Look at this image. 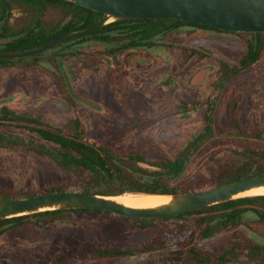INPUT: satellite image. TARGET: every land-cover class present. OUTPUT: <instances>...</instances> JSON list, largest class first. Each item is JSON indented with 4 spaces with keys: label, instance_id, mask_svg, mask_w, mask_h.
<instances>
[{
    "label": "rangeland",
    "instance_id": "rangeland-1",
    "mask_svg": "<svg viewBox=\"0 0 264 264\" xmlns=\"http://www.w3.org/2000/svg\"><path fill=\"white\" fill-rule=\"evenodd\" d=\"M84 13L71 0L41 6L29 0H0V44L26 32L46 34L56 23H77ZM249 39L247 32L185 27L144 42L151 60L145 67L131 68L124 67L130 46L125 39L58 46L40 60L26 57L21 59L24 65L0 67V106L41 116L68 134L75 132L78 120L85 139L122 154L144 155L145 162L134 164L150 172L166 158L180 156L204 130V106L195 109L193 104L220 94L216 128L223 134L205 142L195 154L177 192L212 188L235 171L259 169L255 161L264 168V159L250 154L264 153V54L230 79L218 63L237 66ZM65 73L74 91L96 102L98 110L73 99ZM185 108L187 113L182 114ZM3 129L19 131L14 126ZM89 182L88 172L69 168L52 156L21 145L0 146V198L46 194L57 188L82 190ZM122 216L91 211L71 213L66 222L57 219L43 227L30 222L12 227L0 235V264H184L193 257L187 243L198 231L195 215L152 220ZM247 225L203 240L199 253L216 259L229 252V257L235 256L230 264H251L253 237L264 236V221L252 217ZM161 245L177 250H159L141 263L95 251L138 253Z\"/></svg>",
    "mask_w": 264,
    "mask_h": 264
},
{
    "label": "trees",
    "instance_id": "trees-1",
    "mask_svg": "<svg viewBox=\"0 0 264 264\" xmlns=\"http://www.w3.org/2000/svg\"><path fill=\"white\" fill-rule=\"evenodd\" d=\"M29 1L41 6L43 2H57L59 0ZM82 8L85 10V13L79 22L56 23L46 34L26 32L19 37H10L8 39L9 41L0 44V50L33 47L60 34L90 26L103 16L101 12L84 7ZM186 26L225 33H239L237 31L218 29L194 20L171 17L116 20L103 25L89 34L60 42L40 53L20 57H0V67H14L18 64H22L25 60L21 59L26 57H29L28 59L32 60H40L45 52L58 46L69 44L71 46L76 42L81 43L90 39H96L106 43H111L113 41L120 42V40L125 39L133 45H142L150 39L163 37L167 33L174 32ZM247 34L250 35V39L247 43V50L245 55L239 60L237 66H230L229 63H225L222 60L218 61L220 69L224 72L225 76H227V79H230L234 74L239 73L249 68L252 64L260 61L264 54V32H247ZM193 52L194 54H198L197 51ZM68 84H72L70 79ZM219 98L220 94L217 95V97H209L205 103H201L195 107L196 109L204 106L205 126L199 137H196L192 141L190 147H188L180 156L166 158L164 161H161L159 165L160 168L150 172L143 167L134 164L136 162H145L146 159L144 155L136 152L122 154L104 143L102 144L85 139L83 137V129L78 120L74 121L75 132L68 134L63 128L46 122L41 116L27 112L21 113L14 111L7 105L0 106V146L2 144L21 145L39 154L52 156L55 159L60 160L63 165L68 166L69 168L76 167L85 170L89 174L90 182L82 188L83 191L113 195H123L126 192L175 193L178 191L179 181L185 177L190 167V162L194 159L195 154L203 147L205 142L211 140L216 135L221 136V134H223V131L216 128V115ZM183 105L186 106V103H183ZM187 110L188 109L185 108L182 114L187 113ZM5 126H14L19 131H6L3 129ZM50 144L57 146L59 149L50 147ZM69 150L72 152H69ZM250 154L264 159V153L261 154L251 150ZM254 167H259V169H256L253 172H244L241 170L235 171L228 176L221 178L217 185L264 175V168L261 167L258 161H255ZM53 191H61V189L57 188L49 190L47 193ZM34 195L36 194H31L29 196ZM1 198L10 197L2 196ZM245 203H256L261 207H237L238 205ZM91 211L111 212L109 210L97 208H68L10 217L0 220V235L5 234L6 231L12 227L23 226L29 222L38 227H43L46 222L55 221L57 219L66 222L65 216L68 214H79ZM194 215L196 216L195 220L196 225L198 226V231L190 237L187 243V249L191 252L193 257L190 261H187L184 264H230L234 262L235 256L229 257V255L232 256V254L224 252L220 256H217L216 259H212L209 255H202L199 253L198 249L200 243L203 240L205 241L214 238L217 236L218 232L228 233L231 228L232 230L233 228L238 230L245 226L248 227V218L254 217L257 220L264 221V195L239 197L179 214L177 216L164 217L162 219L186 218L187 216ZM127 217L141 220L154 219L150 217ZM142 228H146L145 224L142 225ZM253 239L254 244L251 248V264H264V236L255 234ZM163 249L172 251V253L177 250L174 248L171 249L166 245H161L157 248L148 246L138 251V253L133 252L130 249L110 250L96 248L95 251L103 257L128 258V260L141 263L147 261L152 255H155L156 252Z\"/></svg>",
    "mask_w": 264,
    "mask_h": 264
},
{
    "label": "water",
    "instance_id": "water-1",
    "mask_svg": "<svg viewBox=\"0 0 264 264\" xmlns=\"http://www.w3.org/2000/svg\"><path fill=\"white\" fill-rule=\"evenodd\" d=\"M101 12L94 24L60 34L25 49L0 50V57H20L43 52L67 39L89 34L116 20L171 17L194 20L222 30L264 32V0H71ZM78 99V96L74 94ZM97 106V103H93ZM264 187V175L245 178L203 190L143 193L163 197L158 203L130 205L116 197L83 190L55 191L36 196L0 199V220L25 214L68 208H97L130 217L164 218L233 200L251 189ZM138 194L136 192H132ZM142 194V193H140ZM264 195V194H259ZM238 208L260 206L250 203Z\"/></svg>",
    "mask_w": 264,
    "mask_h": 264
},
{
    "label": "flooded vegetation",
    "instance_id": "flooded-vegetation-1",
    "mask_svg": "<svg viewBox=\"0 0 264 264\" xmlns=\"http://www.w3.org/2000/svg\"><path fill=\"white\" fill-rule=\"evenodd\" d=\"M188 28H190L191 26H186ZM185 28V27H183ZM193 28H197V27H193ZM200 29V28H199ZM203 30V29H202ZM210 31H214V30H210ZM4 36H2L3 38ZM127 43L130 45L129 47H127V50L126 51V54L124 57H126L124 59V67L125 68H131L133 66H147L148 63L150 62L151 60V57L150 55L148 54V49L146 48L148 45H137V44H131L130 42L127 41ZM119 49H124V47H121V48H117V49H114V50H117L119 51ZM67 75V76H66ZM65 77H66V81H67V85L71 91V95L73 97V99H75V101L77 102H80V103H83L85 105H88V106H92L93 108L97 109L98 110V105L97 106H94L93 103H96L94 102L92 99L90 98H87L83 95H78L75 91H74V84H73V81L71 80L70 76L68 74L65 73ZM69 79L72 81V84H68V81ZM74 94L78 96V99H76L74 97ZM201 104V102L199 103ZM198 102H195V104H193L194 106H197L199 105ZM6 105V104H5ZM186 114V113H185ZM250 178V177H249ZM245 179V178H244ZM237 181V180H236ZM233 182V181H232ZM222 185V184H221ZM219 186V185H218ZM28 197V196H27ZM11 198H18V197H11ZM0 199H6V198H0ZM250 204H255V205H258L256 203H250ZM260 206V205H258ZM261 207V206H260ZM259 207V208H260ZM256 208V207H255Z\"/></svg>",
    "mask_w": 264,
    "mask_h": 264
},
{
    "label": "bare ground",
    "instance_id": "bare-ground-1",
    "mask_svg": "<svg viewBox=\"0 0 264 264\" xmlns=\"http://www.w3.org/2000/svg\"><path fill=\"white\" fill-rule=\"evenodd\" d=\"M264 194V187H259L251 189L249 191L243 192L240 195H259ZM117 199L130 204V205H147L149 203H158L163 200V197L150 194H135V193H124L116 197Z\"/></svg>",
    "mask_w": 264,
    "mask_h": 264
}]
</instances>
